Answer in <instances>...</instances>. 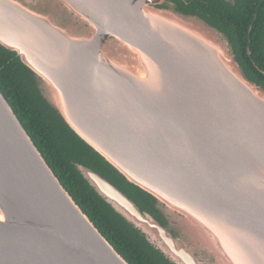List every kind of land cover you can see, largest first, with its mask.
Returning <instances> with one entry per match:
<instances>
[{"label":"water","instance_id":"water-1","mask_svg":"<svg viewBox=\"0 0 264 264\" xmlns=\"http://www.w3.org/2000/svg\"><path fill=\"white\" fill-rule=\"evenodd\" d=\"M230 1V0H223ZM0 46L45 105L148 197L84 180L172 264H264V87L173 0H0ZM0 264H129L0 90Z\"/></svg>","mask_w":264,"mask_h":264},{"label":"trees","instance_id":"trees-1","mask_svg":"<svg viewBox=\"0 0 264 264\" xmlns=\"http://www.w3.org/2000/svg\"><path fill=\"white\" fill-rule=\"evenodd\" d=\"M173 1L187 12L193 8L206 13L208 10L213 15L209 22L218 28L223 9H231L220 0H209L212 5L208 9L207 0ZM247 1L238 0L237 8ZM262 1L257 3L264 9ZM230 13L231 16L232 10ZM0 90L63 187L125 260L129 264H172L89 186L75 165L81 164L99 173L142 209L162 220L148 204L146 194L128 183L51 112L34 89L19 58L1 46Z\"/></svg>","mask_w":264,"mask_h":264},{"label":"flooded vegetation","instance_id":"flooded-vegetation-1","mask_svg":"<svg viewBox=\"0 0 264 264\" xmlns=\"http://www.w3.org/2000/svg\"><path fill=\"white\" fill-rule=\"evenodd\" d=\"M220 1L231 9H223L221 26L216 27L231 43L244 72L264 87V9H261V3H257L258 0H248L238 9V0ZM211 5L207 0V9L211 8ZM192 10L208 21L213 19V15L208 10L207 13L197 8ZM230 10H232L231 16Z\"/></svg>","mask_w":264,"mask_h":264}]
</instances>
